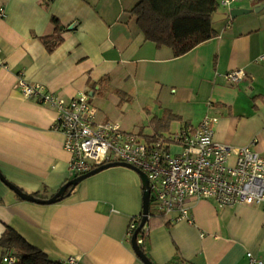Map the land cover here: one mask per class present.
Here are the masks:
<instances>
[{
    "label": "crops",
    "instance_id": "obj_1",
    "mask_svg": "<svg viewBox=\"0 0 264 264\" xmlns=\"http://www.w3.org/2000/svg\"><path fill=\"white\" fill-rule=\"evenodd\" d=\"M139 1L0 0V174L6 182L49 199L75 178L54 110L23 98L18 78L65 99L79 91L94 99L104 85L113 86L120 102L139 103L150 132L137 130L142 139L152 136V120L174 117L171 133L216 117L215 142L251 146L264 158V2L219 4L218 13H246L214 23L216 37L174 57L145 40L131 13ZM53 17L63 40L49 53L41 38L54 34ZM235 70L245 77L228 82L225 75ZM141 212L142 180L125 167L82 180L54 204L22 200L0 179V237L12 228L52 261L143 264L128 235ZM173 217L150 209L145 254L153 264H248V253L264 264L263 206L194 200L191 223Z\"/></svg>",
    "mask_w": 264,
    "mask_h": 264
},
{
    "label": "built area",
    "instance_id": "obj_2",
    "mask_svg": "<svg viewBox=\"0 0 264 264\" xmlns=\"http://www.w3.org/2000/svg\"><path fill=\"white\" fill-rule=\"evenodd\" d=\"M233 1L221 0L220 6ZM259 60L264 62V55ZM0 67H4L1 56ZM244 77L243 70L225 75L231 83ZM16 87L23 98L54 110V129L63 136V149L71 156L68 167L72 177L110 163L130 165L146 176L150 192L147 219L151 209L160 215L173 214L176 222L191 223L190 203L194 200H211L219 207H264V158L251 146L232 148L215 142L216 117L206 116L197 127L184 126L148 141L125 131L117 121L99 122L97 109L84 91L65 99L22 78L17 79ZM141 218L140 214L131 221L129 237ZM147 233L145 223L136 236L138 246L144 244ZM247 259L248 264H261L250 253ZM17 261L12 250L1 257L3 264ZM61 263L79 264V260L69 257Z\"/></svg>",
    "mask_w": 264,
    "mask_h": 264
},
{
    "label": "trees",
    "instance_id": "obj_3",
    "mask_svg": "<svg viewBox=\"0 0 264 264\" xmlns=\"http://www.w3.org/2000/svg\"><path fill=\"white\" fill-rule=\"evenodd\" d=\"M253 2L257 5L263 3L264 0H253ZM219 4V0H140L131 13L136 17L137 26L146 41L153 43L157 48L167 47L171 49L174 57H180L200 43L217 36L211 19L219 11ZM51 22L55 28L54 34L41 38V42L49 53L53 52L63 40L60 36L59 21L53 17ZM173 118L169 116L152 120L153 134L143 136L144 139L149 141L168 134V124ZM69 181H65L61 187ZM74 189L69 187L65 197ZM32 196L41 198L38 193ZM145 243L146 240L143 245L139 246L144 254ZM0 249V255L6 250H12L18 258L15 264H62L50 260L41 249L28 243L9 227L0 237ZM0 264L3 263L0 262Z\"/></svg>",
    "mask_w": 264,
    "mask_h": 264
},
{
    "label": "water",
    "instance_id": "obj_4",
    "mask_svg": "<svg viewBox=\"0 0 264 264\" xmlns=\"http://www.w3.org/2000/svg\"><path fill=\"white\" fill-rule=\"evenodd\" d=\"M246 13V11L244 10H230L227 13H215L212 16L211 22L212 24L217 23L219 21H224L227 19H233L235 18L237 15L240 14H244ZM71 29V28H69ZM112 167H125L128 169H131L133 171H135L141 178L142 180V218H141V222L138 226V228L134 231V233L131 236V247L135 253V255L141 260V262L143 264H153L148 257L142 252V250L139 248V246L136 243V236L140 230L141 227H143V225L146 223L147 221V216H148V210H149V203H150V192H149V187H148V181L146 179V176L138 169L124 164V163H110V164H105L102 166H99L85 174L79 175L75 178H73L72 180H70L69 182H67L64 186H62L51 198L49 199H41V198H36L32 195H28L23 193L21 190H19L17 187L13 186L12 184H9L8 182L5 181V179L1 176L0 174V179L5 182V184H7V186L22 200L25 201H30V202H34L37 204H54V203H58L60 202L62 199H64L65 197V193L66 190L71 187V188H75L82 180L93 176L105 169L108 168H112Z\"/></svg>",
    "mask_w": 264,
    "mask_h": 264
},
{
    "label": "rangeland",
    "instance_id": "obj_5",
    "mask_svg": "<svg viewBox=\"0 0 264 264\" xmlns=\"http://www.w3.org/2000/svg\"><path fill=\"white\" fill-rule=\"evenodd\" d=\"M220 11H228V8ZM226 21V20H225ZM107 90V91H106ZM90 103L97 108L99 112V122L118 121L122 128L129 133L137 135V130L147 134L150 133L146 128L147 122L142 117L139 103L130 100H123L114 93L113 86H103L102 92L95 95V98L89 97ZM117 119V120H116ZM178 124H175L177 126Z\"/></svg>",
    "mask_w": 264,
    "mask_h": 264
}]
</instances>
